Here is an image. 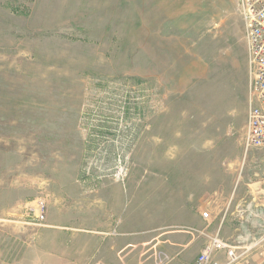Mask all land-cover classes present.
<instances>
[{
  "label": "rangeland",
  "instance_id": "374dc122",
  "mask_svg": "<svg viewBox=\"0 0 264 264\" xmlns=\"http://www.w3.org/2000/svg\"><path fill=\"white\" fill-rule=\"evenodd\" d=\"M249 105L238 0H0V264L164 263L152 243L65 253L77 182L117 183L112 220L129 231L77 239L186 230L195 260L218 232L259 260L244 218L264 209V148L242 145ZM206 187L227 195L178 203Z\"/></svg>",
  "mask_w": 264,
  "mask_h": 264
},
{
  "label": "crops",
  "instance_id": "0c3cea01",
  "mask_svg": "<svg viewBox=\"0 0 264 264\" xmlns=\"http://www.w3.org/2000/svg\"><path fill=\"white\" fill-rule=\"evenodd\" d=\"M70 185H74L72 188L78 189V192L70 194L76 196L73 197L72 200L77 198L78 204H62L64 220H68L70 222L69 227L64 230L65 238H67L64 239V245H68L65 253L74 254L75 252H79L81 255H85L94 251L121 252L135 242L141 244L152 243L154 248L160 246V248L162 247V249L166 251V253L164 252V255L167 256V259H164V263L162 264H191L192 262H194L192 264H195V260L193 258L191 260L190 255L198 250L201 243L196 241V238L193 237L194 235L186 230H169L160 234H148L146 237L139 239L138 241L125 240L119 246L118 244L114 245L110 242L100 243L96 241L89 242L86 239L80 240L79 238L81 236H91L95 233L106 234L104 231L114 228V225H116L117 222L113 224L112 218L118 214L120 215V213L124 211L125 205L123 202L125 201L126 194L122 191V188L114 182L98 184L77 182L71 183ZM206 191L212 192L210 194L206 193L205 199L213 196L211 194L215 193L218 196L227 195L222 190L216 191L212 187H206L205 189L196 188L191 190L190 193L185 194V196L180 193V200H178V203L180 205L186 203L194 204L197 199L205 195ZM183 197H185V200H183ZM67 212H69L68 217ZM244 212L247 215L244 217L245 220L251 223V226H253V229H255L256 232H261L259 224L264 216V209L261 208L259 204H256L255 206L251 204L246 206ZM251 213L256 214L257 216L252 217V215L250 217ZM90 216H95V218ZM97 216L103 217L97 218ZM201 219L197 217L195 221L198 223ZM117 225L120 232H123L125 235L129 234L124 220H121ZM77 237L79 238L77 239ZM162 237H164V239H162ZM100 246L102 247L98 250V247ZM168 253H174L173 257H170ZM81 259L83 260V256H81Z\"/></svg>",
  "mask_w": 264,
  "mask_h": 264
},
{
  "label": "built area",
  "instance_id": "2783aa9c",
  "mask_svg": "<svg viewBox=\"0 0 264 264\" xmlns=\"http://www.w3.org/2000/svg\"><path fill=\"white\" fill-rule=\"evenodd\" d=\"M245 27L247 42V74L250 91V105L243 128L242 145L244 152L264 148V0H238ZM208 204L211 200H207ZM210 209L201 213L208 221ZM257 216L253 214V217ZM43 219V216H40ZM261 232L258 243H264V216L259 224ZM192 234V233H191ZM199 250L195 264H264V251L261 258L252 262L251 246L238 247L219 233L206 236ZM164 259L167 256L163 254ZM161 261L159 264H162Z\"/></svg>",
  "mask_w": 264,
  "mask_h": 264
}]
</instances>
